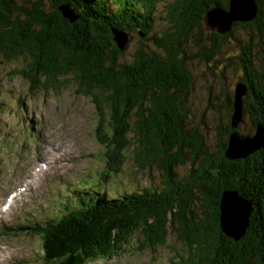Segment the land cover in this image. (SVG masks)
<instances>
[{"label":"trees","instance_id":"obj_1","mask_svg":"<svg viewBox=\"0 0 264 264\" xmlns=\"http://www.w3.org/2000/svg\"><path fill=\"white\" fill-rule=\"evenodd\" d=\"M228 1L0 0V58L28 60L15 73L28 82L30 93L70 82L93 104L98 118L94 135L104 148L102 178L121 171L122 152L130 147L139 168L152 164L164 171L159 190L122 191L110 198L91 189L89 199L79 196L50 222L20 226L19 231L39 236L42 264L111 259L134 233L143 248L154 252L164 245L167 231L184 246V255H174L171 264H264V145L243 161H229L224 151L232 132L230 118L219 129L214 152L206 148L202 135L185 130L187 40L194 35L200 57L208 59L234 27L260 36L261 61L252 60L247 46L239 64L240 83L247 88L244 112L253 126L264 129V0H256L252 22L235 23L225 35L212 31L209 48L200 45L204 15L215 6L226 9ZM62 3L79 14L75 24L60 16L57 7ZM160 4L169 26L156 34ZM112 30L129 39L132 34L139 37L131 60L119 61L126 48L117 49ZM229 103L231 108L232 100ZM186 162L191 167L179 177L175 168ZM228 190L238 191L252 208L237 242L219 226V199Z\"/></svg>","mask_w":264,"mask_h":264},{"label":"rangeland","instance_id":"obj_2","mask_svg":"<svg viewBox=\"0 0 264 264\" xmlns=\"http://www.w3.org/2000/svg\"><path fill=\"white\" fill-rule=\"evenodd\" d=\"M24 1L17 0L18 4ZM164 5L157 7L153 33L169 26ZM210 32L205 28L200 37V45L206 50ZM194 38L192 35L187 40L184 49L190 75L185 130L202 135L206 148L214 152L219 129L228 124L232 114L229 102L242 75L239 57L249 46L252 60L259 63L263 58L258 48L260 36L248 28L234 27L232 36L208 59L200 57ZM129 40L119 61L131 60L139 43L137 34L130 35ZM27 63L22 56L9 62L0 58V264H42L39 236L25 234L19 227L50 222L56 213H65L66 204L74 205L79 196L89 199L91 189L105 191L113 198L122 191L159 190L164 180V171L155 165L139 168L132 147L122 152L121 171L102 178L104 148L95 139L98 118L93 104L70 82L31 94L28 82L15 73ZM249 118L243 104L236 129L243 137H252L260 126H253ZM190 167L186 162L175 171L184 176ZM10 194L14 199L9 202ZM141 240L134 233L119 255L88 264H171L174 255H184V246L169 231L164 245L154 252L143 248Z\"/></svg>","mask_w":264,"mask_h":264},{"label":"water","instance_id":"obj_3","mask_svg":"<svg viewBox=\"0 0 264 264\" xmlns=\"http://www.w3.org/2000/svg\"><path fill=\"white\" fill-rule=\"evenodd\" d=\"M57 11L70 25L75 24L79 19V14L67 3L60 4ZM256 16V0H229L226 9L215 6L207 11L203 17V25L219 35H225L233 24L252 22ZM112 41L119 51H123L129 38L121 31L112 30ZM246 92L245 84L239 82L235 86L229 124L232 132L228 135L227 147L224 151V157L229 161H243L250 154L262 149L264 145V130L261 126L256 127L252 137H243L236 130L242 120L243 99ZM251 211L250 203L240 197L237 191H223L219 204L221 232L234 242L239 241L248 227Z\"/></svg>","mask_w":264,"mask_h":264},{"label":"bare ground","instance_id":"obj_4","mask_svg":"<svg viewBox=\"0 0 264 264\" xmlns=\"http://www.w3.org/2000/svg\"><path fill=\"white\" fill-rule=\"evenodd\" d=\"M2 213V211H0ZM0 261H1V256H0Z\"/></svg>","mask_w":264,"mask_h":264}]
</instances>
